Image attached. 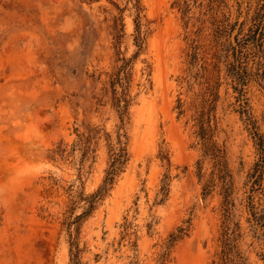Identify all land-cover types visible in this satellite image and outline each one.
<instances>
[{
  "label": "rangeland",
  "instance_id": "1",
  "mask_svg": "<svg viewBox=\"0 0 264 264\" xmlns=\"http://www.w3.org/2000/svg\"><path fill=\"white\" fill-rule=\"evenodd\" d=\"M264 0H0V264H264Z\"/></svg>",
  "mask_w": 264,
  "mask_h": 264
},
{
  "label": "trees",
  "instance_id": "2",
  "mask_svg": "<svg viewBox=\"0 0 264 264\" xmlns=\"http://www.w3.org/2000/svg\"><path fill=\"white\" fill-rule=\"evenodd\" d=\"M262 218L263 219L255 218V220L257 224H260L261 226H263V231H264V216Z\"/></svg>",
  "mask_w": 264,
  "mask_h": 264
}]
</instances>
